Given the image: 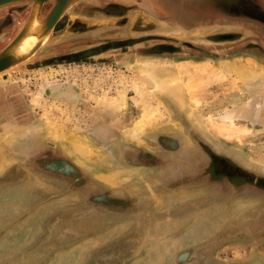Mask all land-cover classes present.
<instances>
[{
	"label": "rangeland",
	"instance_id": "rangeland-1",
	"mask_svg": "<svg viewBox=\"0 0 264 264\" xmlns=\"http://www.w3.org/2000/svg\"><path fill=\"white\" fill-rule=\"evenodd\" d=\"M212 1L224 12L206 21L184 25L146 9L120 26L99 12L77 17L78 7L104 2L80 0L64 22L99 27L54 29L32 58L0 74V162L10 157L0 169V264H264V24L244 12L264 4ZM182 2L179 18L210 0ZM28 10L0 8V33ZM142 57L173 73L178 102L137 69ZM230 57L251 58L259 73L221 71L218 59ZM49 84L62 85L56 98L43 93ZM258 89L254 120L220 118ZM142 110L143 132L128 135Z\"/></svg>",
	"mask_w": 264,
	"mask_h": 264
},
{
	"label": "bare ground",
	"instance_id": "bare-ground-1",
	"mask_svg": "<svg viewBox=\"0 0 264 264\" xmlns=\"http://www.w3.org/2000/svg\"><path fill=\"white\" fill-rule=\"evenodd\" d=\"M10 1H13L12 3H10V5L19 4V8L28 7L29 10L16 34L0 49V59H8V66L6 70L12 69L16 67L17 64H20L25 60L32 58L31 54L36 48H40L51 41L54 21L69 12L73 8L75 0H9V2ZM47 2H51V6L49 5L50 7L46 11V13L42 14V7ZM217 63L221 71L234 72L240 80H245V78L253 77L259 73V70H257V68L256 70L253 69L255 63L249 57H247L245 60H241L239 57L220 58L218 59ZM158 65V61L148 60V58L145 59L142 57V60L138 61L137 63V69L140 70V72L146 74V77H148L149 79L154 80L157 85L166 90L178 102L179 94L175 87H173V83L175 85L176 78L173 77L172 72L164 69H158ZM61 88V84H49L47 87L43 88V93L45 95L55 96L56 98L57 93ZM141 89V83H139L136 92L139 93V90ZM261 93V89L256 90L251 96L248 95L249 97H247V99L237 104L236 107L229 111H225V113L220 118L229 122H233L237 117L248 118L251 121L254 120L255 113L257 114L260 112L259 101L261 98ZM96 100L100 103H105L106 105H108L109 103L111 104V102L104 99V97H98ZM35 102L36 101L34 100L33 103ZM145 114L142 110L140 115H138V117L134 119V123L126 129V133L128 135L135 136L140 135L143 132L141 122L142 119H144L143 117H146ZM80 145L81 144L77 142V145L75 146L78 147V149L76 150H78L79 152H81L79 150L80 147H86L85 145ZM9 162L10 157L4 155L3 160L0 162V169L9 164Z\"/></svg>",
	"mask_w": 264,
	"mask_h": 264
},
{
	"label": "flooded vegetation",
	"instance_id": "flooded-vegetation-1",
	"mask_svg": "<svg viewBox=\"0 0 264 264\" xmlns=\"http://www.w3.org/2000/svg\"><path fill=\"white\" fill-rule=\"evenodd\" d=\"M107 1L105 0L104 2H107ZM113 1L114 2H122V0H111L110 2H113ZM128 1H126V3H132L130 5L131 8H136V7L139 6V2L141 0H128ZM142 3H143L144 9H151V10L157 12L160 16H166L167 17L169 15L171 18L176 19L177 21H179V23H182L184 25H190V24H192L194 22H197V21H206V17L209 15L208 11H202V10H201V13L198 14V15L197 14H193L192 11L185 10V7H184V9L182 10V12H183L182 14H184L185 17L184 18H179L178 16H176L174 14V12L175 11H179V9H181L180 6L184 4L182 2V0H173V2L169 3V4H162V3L158 2L157 0H142ZM103 4H105V3H103ZM103 4L100 3V2H97V3L94 2L93 4L84 6L83 8L84 9H89V11H91V13H94V12L105 13V12H107L106 9H107L108 5L107 4L103 5ZM18 5L19 4L15 5V7H18ZM110 7H112V9L116 8L115 6H110ZM126 7H129V4H127ZM170 8L173 9V12H172V9H170ZM127 9L125 11L121 10V12H119V13H121V14L128 13ZM77 10H79V7L77 8ZM80 10H82V9H80ZM9 13L11 14V12H9ZM25 16L22 17V19H21L22 21L20 20L17 25L15 23L16 27H15L14 32L11 29H9L8 30V35H7V31H3L2 33H0V49L7 42H9V40H11L12 37L16 34V32L18 31L19 27L21 26ZM64 16H65V14L63 15L61 21H59L57 23V25L55 26V30H59L60 31L61 29H63L64 25L67 22V21L64 22V19H63ZM69 18L70 17L68 16L67 19H69ZM14 19L15 18H13V16H12V17L9 18L8 22L9 21L10 22L11 21L14 22ZM13 22L11 23L12 25H13ZM10 32H12V33L10 34ZM114 40L115 39L108 40V41H114ZM88 41H90V39ZM1 43H2V45H1ZM101 44H103V43H101ZM57 47L61 48V49H68L70 47V45H68V43L65 42L64 44H61L60 46H57ZM107 49L108 48H106V50Z\"/></svg>",
	"mask_w": 264,
	"mask_h": 264
},
{
	"label": "water",
	"instance_id": "water-1",
	"mask_svg": "<svg viewBox=\"0 0 264 264\" xmlns=\"http://www.w3.org/2000/svg\"><path fill=\"white\" fill-rule=\"evenodd\" d=\"M45 1V0H44ZM80 0H75L74 1V4L78 3ZM220 3L222 4V2L224 0H219ZM261 2V4H264V0H259ZM13 1H10L9 0H0V8L4 7V6H8L10 5V3H12ZM213 1L210 0V3H209V6H207V11L208 13H217V11L219 12H224L223 8L222 7H219L216 8L215 5L212 3ZM213 4V5H212ZM205 7V6H204ZM244 12H245V15L252 18V19H255L257 20L258 22L264 24V10H261V9H258L256 8L255 6H245L244 7ZM63 16V15H62ZM61 16V17H62ZM57 18L55 21H54V25H53V31L55 29V25L56 23L58 22V20L61 18ZM109 25V24H108ZM97 27H99V25H91L89 24L88 21H85V20H82V19H79V18H76V20H74L70 26H68L66 28L65 31L67 32H85V31H89V30H93V29H96ZM62 34V33H59V35ZM53 35V34H52ZM144 37H140V38H125V39H119V40H114V41H107L103 44H98L96 46H92V47H88L86 49H83V50H79V51H76V52H71V53H68L67 55L64 56V58H67L69 60H79V59H85L87 57H90L98 52H101L103 51L104 49L108 48V47H117V46H122V45H125V44H131L133 42H136L138 40H142ZM51 39H52V36H51ZM49 43V42H48ZM47 44V43H46ZM41 48V47H40ZM40 48H36L34 50V52L31 54V57L40 49ZM8 62V59L7 58H1L0 59V74L4 73V72H7L9 70H6L7 69V63Z\"/></svg>",
	"mask_w": 264,
	"mask_h": 264
},
{
	"label": "crops",
	"instance_id": "crops-1",
	"mask_svg": "<svg viewBox=\"0 0 264 264\" xmlns=\"http://www.w3.org/2000/svg\"><path fill=\"white\" fill-rule=\"evenodd\" d=\"M103 1H105V0H103ZM107 1V0H106ZM111 0H108L107 2H103V3H105V4H103V5H108V7H107V9H106V11L107 12H105V13H100V14H103L104 16H106L107 18H109V19H114V22H119V23H117V24H120V26H126V24H128L127 22L129 21V18H128V16H129V14L131 15V13L133 12V11H139L140 13L141 12H143L144 10H146V9H144V7H143V3H142V0L139 2V6L138 7H136V8H131L130 7V5L132 4V3H126V1H128V0H122V2H110ZM158 2H160V3H162V4H169V3H172L173 2V0H157ZM129 2V1H128ZM127 4H129V7H126L127 6ZM13 6H15V5H13ZM110 6H115L116 8H114V9H112V7H110ZM128 8V9H127ZM128 10V13H123V14H121V13H119V12H121V10ZM99 14V15H100ZM76 16L77 17H84V16H87V17H90L91 18V16L93 17V16H95L94 15V13H91V11H89V9H82V11H79V10H77V13H76ZM63 17V16H62ZM62 17L58 20V22L59 21H61V19H62ZM69 19H71V17L69 18ZM81 19H83V18H81ZM57 22V23H58ZM57 23H56V25H57ZM129 24H130V22H129ZM55 25V26H56ZM70 24H69V22L67 21L66 22V24L64 25V27H63V29H61L60 31V33H62L61 35H65L66 34V32H65V30H66V28L69 26ZM54 32V31H53ZM88 31H85V32H76V33H87ZM60 35V36H61ZM113 39H115V40H117L118 38H113Z\"/></svg>",
	"mask_w": 264,
	"mask_h": 264
}]
</instances>
